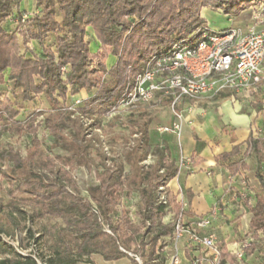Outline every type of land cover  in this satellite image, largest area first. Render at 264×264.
<instances>
[{"label": "trees", "instance_id": "obj_1", "mask_svg": "<svg viewBox=\"0 0 264 264\" xmlns=\"http://www.w3.org/2000/svg\"><path fill=\"white\" fill-rule=\"evenodd\" d=\"M259 4L264 0H36L39 11L12 30L7 20L19 21L24 11L18 10L14 0H0V86L9 82L12 87L11 96L0 94V138L5 132L30 136L25 155L13 148L0 152V160L7 165L4 170L0 168V179L9 186L7 225L0 223V248L6 254L0 257V264H97L91 259L94 254L104 261L126 257L129 264H166L167 258L158 249L162 241L164 246L170 242L182 207L167 190V183L178 173L169 148L164 142H150L145 123L137 142L125 147L121 158H112L96 134L87 137L100 122L84 121L107 118L145 60L165 52L198 28L209 27L201 15L202 8L233 18ZM86 28L92 29L98 43L95 51L85 39ZM50 34L53 47L38 53L31 49V41L41 42ZM108 57L113 61L106 66ZM62 67H68L66 73ZM70 87L76 92H95L81 106L70 108L65 103ZM39 94L46 97L49 108L23 121L17 119L19 98L30 101ZM40 127L52 137L48 147L38 136ZM125 138L127 145L130 136ZM246 144V153L255 160L254 176L261 190L254 203L247 204L251 217L244 253L250 256L264 248V138L249 134ZM52 147H59L64 154L52 153ZM149 151L153 152V163L142 164ZM236 151L235 146L220 158L227 159ZM124 165L129 166V174L124 172ZM77 167L94 171L96 183L88 186L86 194L73 176ZM227 167L236 174L250 165L240 160ZM161 185L166 187L167 204L158 200ZM132 194L137 199L133 212L123 201ZM23 206L30 207V217L35 221L54 220L48 238L43 240L47 253L21 254L2 240L1 233L13 234L24 219ZM169 213L173 217L164 220ZM27 233L34 244L43 239L35 238L30 227ZM217 246L219 264H238L224 240L217 241Z\"/></svg>", "mask_w": 264, "mask_h": 264}, {"label": "rangeland", "instance_id": "obj_2", "mask_svg": "<svg viewBox=\"0 0 264 264\" xmlns=\"http://www.w3.org/2000/svg\"><path fill=\"white\" fill-rule=\"evenodd\" d=\"M16 3V7L19 8L21 6L22 8H26L27 10L25 12H31L37 13L39 10L36 8V0H14ZM34 6V7H33ZM257 6V5H256ZM13 8V12H17V8ZM29 8H31V11H29ZM208 8V7H204ZM255 6H250L246 8L244 11L240 12V14L236 17H233V26H240L241 28H247V25L250 24H259L264 25V11L261 13L260 19L254 18V10ZM203 9V8H202ZM201 9V12H202ZM204 17L206 21L208 22V26L211 29L215 30H221L224 28L229 27V25L232 24L231 20L221 13L220 11L214 10V9H207L204 11ZM57 19L60 20L59 12H57ZM11 21L14 23L13 28L15 29L16 23L14 22V19L7 20L8 26L11 28L9 24H11ZM6 26V25H5ZM247 26V27H246ZM13 29V30H14ZM49 36L51 38H49ZM85 39L88 42L89 48L91 51H95L97 47H95V44L98 46V43L95 40V37L93 36V31L91 28H86V34ZM20 40V48L21 51H24V46L22 44L21 38ZM44 45L48 47H53V35L50 34L44 38ZM40 46H39V45ZM30 47L34 52L38 53V50H42L44 47L43 44H40L39 42L34 43V45H31ZM26 56H30V52H26ZM110 57L106 59V66L110 65ZM105 78H109L107 75H105ZM11 83L6 82V85L0 86V94L5 95L8 93V95L11 96L10 91ZM95 92V89L92 90H79L74 91L73 87H70L67 93V100L66 105L70 108H76L78 106H81L82 101L92 95ZM10 93V94H9ZM13 97V96H12ZM184 101V100H183ZM181 101V103L175 106H172V104L164 99L160 98L159 96L154 97L149 102L135 108H120L110 114L107 118H101V117H93L92 120L87 119L84 122L88 124L91 121L98 120L100 122L99 128L91 129L89 133L87 134V137H89L91 134H96L101 141L102 147L104 152H106V155L112 158L122 156V151L125 147L128 145H134L137 142V139L140 135L141 127L147 123V131L150 138L151 143H163L166 141H171L172 139L178 140L179 135L175 133H159L157 131V127L160 125H170L177 119V116L175 115V112H180L183 114V107L184 102ZM18 107L20 108L19 115L17 116V119L19 120H25L30 114L38 111H45L49 108V104L47 102L46 97L43 94H39L34 97L33 100L30 101H23L19 98ZM43 115L39 117L41 119ZM136 131L137 133L132 134L131 131ZM131 133V134H130ZM130 136V143L126 145V136ZM38 136L43 138L45 145L48 147L52 144V137L47 134L46 131L43 130V127H40L38 130ZM30 146V136H17V135H11L8 132H5L1 138H0V152L2 150H6L9 148H13L16 151L21 152L22 155L26 154L27 149ZM52 153H59L64 154V151L60 149L59 147H52L51 149ZM92 156L94 158H97V155L92 151ZM250 160H251V168L254 169L255 163L253 161L252 155L250 154ZM154 160V155L152 151H149L148 155L146 156V159L142 162V164L149 165L152 164ZM0 168L6 169L7 165H5L0 160ZM124 172L129 174V166L124 165ZM73 176L76 178V181L80 187V190L82 194H86V189L88 186L95 184V174L94 171L87 170L85 167H77L72 170ZM226 184V192L224 194V197L226 200H223L224 205L222 203L220 205L224 207H228V205L231 206V210H229V217H224V215H221L218 213L217 220H215V224L212 225L210 228V233L213 234V236L216 238L217 241L224 240V242L227 245V248L230 252H236L239 251L242 248V245L246 242H249V239H246L247 232L249 230L248 227V219L250 217V213L247 207V204H253L255 196L257 194L261 193L260 187L258 185L257 180L254 178L253 172L248 170L247 172H243L240 177L233 178H226L224 180ZM231 183H236V185H230ZM9 186L6 180L0 179V198H1V204L2 207L0 208V223L6 224V214L9 210V207L7 205V201L9 200V194H8ZM17 194V193H15ZM135 194V193H134ZM132 194L130 197H125L123 199L126 206L129 207L131 212L136 210V202L137 199L135 195ZM19 196V195H18ZM231 196V197H229ZM233 196V197H232ZM223 197V198H224ZM229 200L234 199L235 201L229 202ZM242 205V206H240ZM24 209V219L20 221V224L15 229V232L13 234L8 233H1V238L4 242H6L7 245L12 246L17 252L21 254H34L36 253H47L45 249V244L43 243V240L48 238V230L49 226L54 223V220L48 221L47 219H42L40 221L33 220L31 215V209L28 206H23ZM134 216V215H133ZM173 217L172 214H168L164 220L169 221ZM134 219L136 220V217L134 216ZM59 222V221H57ZM32 228L35 234V238H43L39 240L36 243H32L31 237L27 233V228ZM106 227V226H105ZM107 229V228H106ZM208 231V230H206ZM184 241V245H182V242ZM178 245L177 248L173 246L172 243H168L164 246L163 241L161 247L159 246L158 251L160 253H163L166 259V264L169 263L170 256L177 251L180 262L178 264H186L190 259V254H185V257L180 253L181 246H184L185 248H188V242L186 239H182ZM181 244V245H180ZM244 252V249H243ZM6 253L3 252L0 248V257L5 255ZM130 256H133L131 252H129ZM138 257V256H137ZM95 259L99 262V264H129L128 258H122L118 260L117 262L114 261H104L100 255L94 254L91 256V259ZM139 258V257H138ZM92 259V260H93ZM137 260V259H136ZM94 261V260H93ZM141 262V260L139 259ZM138 261V262H139ZM139 262V263H140ZM78 264H88L85 262H79ZM201 264H209L208 262L204 261ZM228 264V263H225ZM238 264H264V248H258L256 251H254L250 256H246L245 253H243L242 258L238 259Z\"/></svg>", "mask_w": 264, "mask_h": 264}, {"label": "built area", "instance_id": "obj_3", "mask_svg": "<svg viewBox=\"0 0 264 264\" xmlns=\"http://www.w3.org/2000/svg\"><path fill=\"white\" fill-rule=\"evenodd\" d=\"M264 4L255 6L254 18L260 19ZM31 12H25L20 20L25 23ZM66 73L68 67L61 68ZM264 81V30H257L254 25L247 28L229 26L221 30L202 26L188 38L175 42L169 49L154 54L144 61L134 82L126 90L119 104L109 115L120 108L136 107L152 100L159 93L160 97H168L172 106L179 105L183 99L197 100L210 92L225 89L240 92L258 86ZM177 119L170 125H160L157 131L180 135L183 115L175 112ZM182 168H190L184 158L178 162V172ZM159 202L167 204L166 187L161 185L157 192ZM176 201L181 203V212L175 219L171 243L177 248L182 239L188 242L190 259L186 264H219L220 251L217 240L208 230L215 212L196 218L186 223L183 218V202L180 192ZM109 231V230H107ZM242 245L234 252L237 259L242 258ZM192 253V254H191ZM194 253V254H193ZM137 261L139 258L136 256ZM140 262V261H139ZM180 257L175 251L168 264H178Z\"/></svg>", "mask_w": 264, "mask_h": 264}, {"label": "crops", "instance_id": "obj_4", "mask_svg": "<svg viewBox=\"0 0 264 264\" xmlns=\"http://www.w3.org/2000/svg\"><path fill=\"white\" fill-rule=\"evenodd\" d=\"M207 9L209 8L202 9V17ZM18 10L25 11L27 9L19 6ZM229 20L232 22L229 26H233V18H229ZM206 24L208 25L207 21ZM9 25L13 30L14 23L11 21ZM250 25H254L257 30H264L263 24ZM49 38L51 37L49 36ZM37 42L33 40L31 45ZM44 42L43 39L39 43L44 45ZM43 47L47 48L48 46L44 45ZM95 47H97L96 44ZM40 51L38 50V52ZM109 60L110 63L113 61L111 57ZM157 96L160 97L159 93L154 97ZM183 100V124L179 138L164 143L169 148V157L175 160L177 167L182 157L189 163L190 168H182L167 183V190L175 198L178 192L181 193L183 218L186 223H191L196 218L207 216L214 211L215 215L208 228L210 231L217 220L218 213L221 212L224 217H229V210H231L230 205L227 208L222 206L224 203H228L223 201L226 200L224 194L227 187L224 180L240 177L243 172L248 170L252 171L254 175L250 155L246 153V139L249 134L264 138V81L256 87L240 92L225 89L219 92H210L197 100L186 98ZM235 146L237 151L233 155L227 159L220 158V155L229 153ZM252 158L255 163L253 156ZM240 160L249 164L250 168L232 174L227 167L228 164ZM230 185L235 186L236 183ZM228 201L235 200L228 198ZM221 203L222 205H220ZM181 242L184 245V241ZM180 253L185 257V254H190L189 248L181 246ZM93 260L99 264L98 261ZM113 261L117 262L118 260Z\"/></svg>", "mask_w": 264, "mask_h": 264}]
</instances>
